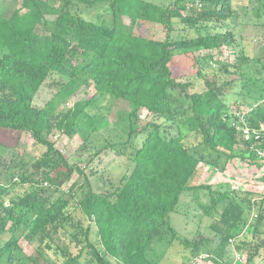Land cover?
I'll return each mask as SVG.
<instances>
[{
  "label": "trees",
  "instance_id": "trees-1",
  "mask_svg": "<svg viewBox=\"0 0 264 264\" xmlns=\"http://www.w3.org/2000/svg\"><path fill=\"white\" fill-rule=\"evenodd\" d=\"M245 22L264 29V0H21L0 15V132L27 134L45 149L31 164L0 158V264H158L147 253L175 241L212 264H233L242 252L247 264L264 261V195L189 185L201 164L224 172L239 159L264 168V55L239 50L231 62L215 54L237 45L235 27ZM91 86L94 97L65 108ZM45 88L53 96L40 106ZM176 92L187 109L174 107ZM97 96L128 105L126 140L105 143L82 169L56 137L78 135L88 147L107 123L91 114ZM111 153L125 158V170L96 191L87 170ZM75 170L79 179L63 191ZM193 190L210 196L199 206L217 217V243L181 238L171 225ZM251 214L253 234L245 232ZM23 242L37 244L34 255H24Z\"/></svg>",
  "mask_w": 264,
  "mask_h": 264
},
{
  "label": "rangeland",
  "instance_id": "rangeland-1",
  "mask_svg": "<svg viewBox=\"0 0 264 264\" xmlns=\"http://www.w3.org/2000/svg\"><path fill=\"white\" fill-rule=\"evenodd\" d=\"M20 1L21 0H0V15L6 17L10 16ZM155 1L160 3L164 2V5H169L173 0ZM55 4L57 5L58 3L55 2ZM240 14L241 21H245L241 11ZM88 15L89 17H93L96 15V12L92 11ZM123 22L126 25L130 23L126 18L123 19ZM157 30V37L163 39L165 37V32L159 27H157ZM234 32L237 38V45L225 49L223 54L215 52L219 60L228 59L234 62L239 50H244L245 55L252 59H258L264 55V29L262 27L246 24L245 22L244 25H237ZM177 33L178 32L175 31V35ZM209 72L213 73V70H209ZM176 73L182 75L186 73V71L177 68ZM230 79L237 80L238 77L235 75ZM235 92L236 91L233 90L228 93L230 102L236 98H240L234 95ZM173 94L176 98L174 107H178V109H187L188 104L183 102V98H178L177 92ZM95 95L96 92L93 86L84 87L71 97L65 108L69 109L73 107L75 103L89 100ZM52 96L53 94L49 91V88L43 89L38 98L39 105L42 106ZM182 105L184 106L182 107ZM230 107L233 112L236 111L235 103L232 102ZM90 110L92 115H103L107 123L105 127H101L91 138L87 144L88 147H83V140L78 135L67 137L57 134L56 137L58 149L63 152L71 163L82 166V169L86 166L85 161L87 158L100 150L105 143L126 140V134L121 127L122 117L129 111V107L126 103L117 101L111 97L97 96V103H95ZM141 119L149 121L151 120V116L147 111L143 110L141 111ZM168 125H170V123H168ZM0 143L5 146V149H0V158L6 161L14 159V162L17 163L25 161L31 164L45 152V149L36 145L33 138L27 134H7L0 132ZM125 165V158H118L113 153L106 155L100 164L96 165L93 163L88 168L87 174L90 177L94 190H107L110 186L108 185L110 182H117L125 170ZM225 167V171L220 172L212 166L201 164L189 185L192 187L209 185L214 190L231 188L256 195H264V168H257L250 162H242L239 159L226 162ZM91 169H93L96 174H91ZM79 177L80 171L75 170L71 180L62 187V190L68 191ZM193 191L190 193L185 192L182 195L176 211L170 215L171 225L181 238L194 240L202 236L212 239L214 243H217L219 239L211 229V224L215 222L217 217L211 214L207 216L204 215V210L199 206L201 202L210 204V196L205 190ZM77 215L79 218L84 219L81 212H78ZM253 220L254 215L251 214L249 216V225L245 229L246 233L249 232V234H253ZM85 223L88 224L86 219ZM93 229L95 230L94 227ZM9 237L10 235L7 234L3 239L6 241ZM22 248L25 256L34 255L37 244L29 245L23 242ZM242 254L247 259V253L242 252ZM147 257L155 260L158 264H189L190 261L193 260L191 252L178 241L172 244L163 242L155 245L152 250L147 253ZM233 257L235 258L234 254ZM198 259V264H212L210 255L208 254H202ZM260 264H264V261Z\"/></svg>",
  "mask_w": 264,
  "mask_h": 264
},
{
  "label": "built area",
  "instance_id": "built-area-1",
  "mask_svg": "<svg viewBox=\"0 0 264 264\" xmlns=\"http://www.w3.org/2000/svg\"><path fill=\"white\" fill-rule=\"evenodd\" d=\"M244 134H245L246 138L248 139V137H249L248 130H245ZM198 263H199V259L196 258V259L191 260L189 264H198ZM233 264H247V259H246V257H244V255L242 253H236L235 254V260H234Z\"/></svg>",
  "mask_w": 264,
  "mask_h": 264
}]
</instances>
